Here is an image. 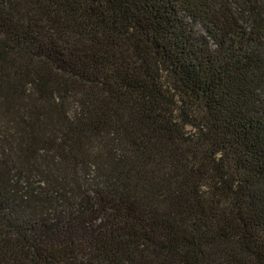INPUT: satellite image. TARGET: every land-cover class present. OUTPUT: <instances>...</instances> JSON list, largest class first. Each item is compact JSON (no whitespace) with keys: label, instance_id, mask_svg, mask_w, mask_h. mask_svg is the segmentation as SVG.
<instances>
[{"label":"trees","instance_id":"16d2710c","mask_svg":"<svg viewBox=\"0 0 264 264\" xmlns=\"http://www.w3.org/2000/svg\"><path fill=\"white\" fill-rule=\"evenodd\" d=\"M0 264H264V0H0Z\"/></svg>","mask_w":264,"mask_h":264}]
</instances>
